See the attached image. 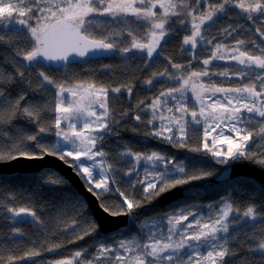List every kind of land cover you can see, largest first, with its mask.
<instances>
[{"label":"snow or ice","instance_id":"1","mask_svg":"<svg viewBox=\"0 0 264 264\" xmlns=\"http://www.w3.org/2000/svg\"><path fill=\"white\" fill-rule=\"evenodd\" d=\"M233 16L237 17L236 24L229 23L219 35L227 38L238 34L243 28L239 21L243 19L256 25L255 35L264 42V0H192L191 3L189 0H0V51L7 53L0 59V105L8 104L6 109L0 107V124L22 114L37 126L35 132L25 133L10 144L9 132L0 129L3 140L0 164L20 158L55 157L83 180L84 190L95 198L104 213L130 217L133 223L138 218L137 210L146 202L152 203L177 188L188 194L164 216L146 219L141 224L142 235L120 239L116 244L101 243L91 259L85 256L86 249L77 250L54 264H228L227 257L236 255L230 242L237 239L234 235L237 226L251 222L255 229L258 223L264 225V209L258 210L251 204L241 211L227 197H221L215 212L210 211L206 217L188 210L185 206L198 193L186 186L213 175L191 158L177 159L158 151H137L131 146H125L110 158L103 149V141L115 133L114 125L121 123L110 99L118 102L121 93L131 98L135 89L133 81L140 77L133 76L127 83L117 85L88 81L70 85L58 82L50 74L59 71L52 69V64L66 66L77 58L85 60L89 56L103 57L117 52L125 60H138L143 66L138 70H147L159 60L168 38L186 30L181 44L183 53L195 57L201 46H210V53L200 60L204 67L199 71L189 70L191 60L185 65L165 56L174 71L166 66L143 79L145 87L162 84L165 79L176 82L163 88L150 103L139 101L137 108L144 105L140 111L151 113L146 119L150 130L144 136L164 140L192 153L210 154L219 164L244 159L264 166V43L252 39L247 42L251 47H246L244 39H234V44L229 46L217 41L216 36L207 35L212 25L223 17ZM173 17L177 20L173 21ZM177 22L180 28L174 29ZM215 61L233 67L213 72L211 65ZM7 65L14 71H9ZM26 74L35 76L34 81H28L29 87L34 84V91L47 93L52 99L28 103L29 98L22 92L12 100L4 85L18 83L17 77L23 82ZM215 75L234 77L240 83L225 86L202 79ZM49 86L55 89L54 93ZM189 92L195 102L191 106L187 103ZM44 110L54 112V117L42 116ZM120 115L129 116V112L121 111ZM132 118L137 124L143 119L140 114ZM189 125L203 129L197 146L189 145L188 140L199 129H190ZM41 134L54 135L56 139L45 141ZM29 144L38 151L31 150ZM252 145H256L255 150ZM121 165L127 168L122 169ZM121 170L128 178L127 186L117 179ZM41 179L55 190L65 183L62 177L50 172ZM108 193L117 197L115 208L103 199ZM70 195L77 202L76 215L87 216V200H81L74 192ZM0 209H6L5 219L12 225L7 238L12 243L25 235L20 225L34 224L39 228L45 223L30 206H9L0 199ZM85 223L87 228L76 239L82 240L103 227L94 217ZM78 227L79 220L73 218L64 231L71 229L75 233ZM258 236L259 243L249 245L250 252L259 253L258 258H240V264H264V227ZM60 247L61 244H53L47 250ZM40 255L35 249L20 257L9 255L4 259L0 255V264H16L18 260Z\"/></svg>","mask_w":264,"mask_h":264},{"label":"trees","instance_id":"2","mask_svg":"<svg viewBox=\"0 0 264 264\" xmlns=\"http://www.w3.org/2000/svg\"><path fill=\"white\" fill-rule=\"evenodd\" d=\"M211 35H215L213 30L210 31ZM168 49L163 51V59H160L153 63L152 67L140 71L143 68L139 65L138 60L132 59H117V56L112 58H99L90 59L87 62H77L69 64L65 67L58 68L59 71H52L50 74L58 80V82H65L68 84H75L81 81L95 82L97 84L104 85H117L120 83H127L133 78V76L140 77L139 80L133 81L135 83L134 93L131 98L126 93H121L118 102L111 101L113 107L116 109L117 118L121 120L119 125H114L115 133L106 136L103 141V149L110 154V158L116 155L125 146H131L137 151H158L165 155L175 157L177 159L191 158L199 163L204 170L211 171L213 175L208 179L194 182L192 185L186 186L193 188L195 193L190 198L189 203L185 206L188 210H192L207 216L209 212L212 213L216 210V205L220 201L221 197L229 198L236 207L243 211L244 208L251 204H255L258 210L264 209V184H259L253 179L240 175L232 179L225 180L218 184L209 183L208 180L215 177L223 167L232 163L245 162L248 165H254L264 170V166L252 162L251 160H230L224 164L216 163L215 159L204 152L192 153L187 149H180L174 147L172 144L167 143L164 140L145 137L144 132L148 129L146 119L151 116V113H144L140 111L144 105H140L137 108L139 101L144 100L145 104L150 103L151 98H154L163 88L173 86L171 80L165 79L164 82L156 83L153 86L145 87L143 85V79L150 76L154 71H162L166 66L171 70V66L168 65L165 56L171 58L173 61L188 64L189 59L185 56V53L180 51V44L172 37L167 41ZM117 54H119L117 52ZM7 55L6 52L0 51V59ZM105 66H109L105 67ZM213 72H220L219 69L211 65ZM9 71H14L10 65H7ZM204 66L198 61H192L189 68L194 71H199ZM53 69V68H52ZM127 69V71H125ZM18 83L6 84L10 93V98L14 100L22 92L29 98L28 103H41L47 102L52 99L47 93H39L34 91L35 85L29 87L28 81L35 80V76L29 77L27 74L23 82H19V77L16 78ZM211 80L216 83H224L225 86H236L240 81H237L234 77L231 79L221 78L219 75L203 78L204 81ZM50 88V86H49ZM51 92H55V89L50 88ZM113 94L110 93V98ZM24 102H22L23 104ZM188 103V101H187ZM7 102H4L0 107L7 108ZM121 111H128L129 116H121ZM140 114L142 116V122H137L132 118L133 115ZM42 116L52 115L47 110L41 112ZM159 123V122H157ZM189 128H198L195 134L191 135L188 140L189 145L197 146L200 143L202 137L201 127L195 125H189ZM0 129L7 130L10 134L9 144L16 138H23L25 133H32L37 130L35 124L28 122L27 118L21 114L17 119H13L10 122L0 124ZM54 131V130H53ZM41 138L45 141H55V136L50 134H41ZM25 144L28 142L25 140ZM3 146V140L0 139V147ZM29 148L33 151H38L33 145L29 144ZM100 145H98L99 147ZM119 146V148H118ZM255 150L256 145H252ZM122 169H126L127 165H121ZM55 172L42 169L35 173L25 174H9L0 175V199L6 201L9 206H30L44 220V225L39 228L34 224H22L20 225L22 231L25 233L23 237H17V243L8 241L10 235L11 224L5 219L8 215L6 209H0V255H3L4 259H7L9 255L17 257L23 256V254L29 249H35L40 251L41 255L38 256L39 263L46 261L50 258V255H54L57 258H69L77 250H87L85 256L89 259L92 258V253L101 243L116 244L120 239H131L134 236L142 235L141 224L151 217H162L165 213L170 212L175 204L182 203L184 198L188 195L182 189V195L180 198L171 202L170 204H160V201L153 200L152 203H145V206L137 210V221L132 222L129 217L127 226L119 229L115 232H111L105 236L100 235L99 232H93L91 235L84 236V239H76V236L82 234L83 230L87 228L85 221L90 219L91 213L87 207V216H77L75 205L76 201L71 197L70 192L76 193L69 183L65 181L64 185L55 190L50 185H46L42 182V177L46 173ZM58 176V175H57ZM117 179L121 181L122 185L127 186V177L123 176L121 170L117 176ZM135 179V177H133ZM69 189V191H64ZM139 196L140 193H137ZM12 196L14 199L8 200V197ZM81 199V197H80ZM103 199L107 200L111 206L115 208V201L117 197L112 193L106 194ZM82 200V199H81ZM212 206L211 209L209 206ZM76 218L79 220V227L76 232L73 233L71 229L67 232L64 231L65 227L70 224L71 220ZM264 225L257 224V227L253 229L251 222L244 224L242 227L237 226V231L234 235L236 240L230 242V245L236 255H230L227 257L228 264H240V258L250 257L251 259H257L259 253H252L249 250V245L255 246L259 243L258 233ZM161 229H158V231ZM252 239V237H254ZM75 242H71V241ZM53 244H61L59 249H56L53 254L47 249ZM21 261V260H18ZM30 264V263H21Z\"/></svg>","mask_w":264,"mask_h":264},{"label":"water","instance_id":"3","mask_svg":"<svg viewBox=\"0 0 264 264\" xmlns=\"http://www.w3.org/2000/svg\"><path fill=\"white\" fill-rule=\"evenodd\" d=\"M112 56L107 55L103 57H92L89 56L85 60L74 59L72 62L68 63H77L87 62L90 59H98ZM66 65V66H67ZM51 68L57 69L62 68L65 66H61L59 64H52L50 65ZM42 169H48L55 172L59 177H62L64 181L68 182L70 187L79 194L82 200H87V207L91 213V216L94 217L103 227L99 231L100 234L105 235L111 232H115L119 229L124 228L127 226L129 217L127 216H118L112 217L104 213L98 206V202L92 197L89 193L84 190V182L79 177L73 174L72 169L68 168L64 163L60 160L56 159L55 157H45L43 160H27V159H17L12 161L11 163L0 164V175H9V174H25V173H35ZM246 176L250 179H253L255 182L259 184H264V170L254 166L248 165L245 162H238L232 163L228 166H225L221 169V171L212 179L208 180L209 183L218 184L228 179H232L236 176ZM227 178V179H225ZM182 195V189L177 188L173 190L171 193H166L165 195L161 196L158 200L160 204L168 205L171 202L177 201ZM54 252H51L53 254ZM37 257H31L27 260L17 261L16 264L21 263H33Z\"/></svg>","mask_w":264,"mask_h":264},{"label":"flooded vegetation","instance_id":"4","mask_svg":"<svg viewBox=\"0 0 264 264\" xmlns=\"http://www.w3.org/2000/svg\"><path fill=\"white\" fill-rule=\"evenodd\" d=\"M192 0H189V3H191ZM215 2V0H214ZM157 11H159L157 9ZM232 12H238V10L236 9H232ZM129 20H132L134 18L132 17H129L128 18ZM173 21L177 20V18L173 17L171 18ZM236 21H237V17L233 16L232 19H229L228 17H223L220 22L212 25L209 30H208V37L211 38L213 36H216L217 37V41L219 42H224V43H227L229 46H232L234 44V39H244L246 41V47H251L250 43H247L248 41L252 40V39H255L258 43H264L262 41H260V38L258 36L255 35V27L256 25H253L251 24L250 22L246 21V20H243L241 19L239 22L240 24L243 25V28L242 29H239L238 30V34L234 33V36L233 37H227L225 38L224 36H221L219 35V33L221 32V30L226 27L229 23L235 25L236 24ZM259 24V21H257V25ZM173 28L174 29H179L180 28V25L179 23H175L173 25ZM213 30L215 32V35H211L210 31ZM186 34V30L184 31H177L175 32L170 38L174 37L177 42H179L180 44V51H181V44H182V40H183V35ZM170 38H168V40H170ZM167 40V41H168ZM168 47V44L167 42L165 44H163V51H167V48ZM204 49H206L199 57H195V61L199 60V59H204V58H207V56L209 55L210 53V46H202ZM163 51L161 52V55H160V59H163ZM118 55V58L117 59H125L123 57L120 56V54H114L112 56H109L107 58H112L114 56H117ZM139 55V54H137ZM189 60H191V62L194 60V57L192 56H188V55H185ZM106 58V57H105ZM106 58V59H107ZM101 59V58H100ZM213 66L217 67L219 69V71H223L225 68H231L233 67V65H230V64H225L223 61H215L213 63ZM212 67V66H211ZM110 68V67H108ZM223 78V77H221ZM188 97L190 99L191 97V93L189 92L188 93ZM197 126V125H195ZM197 127H200V126H197ZM51 257L50 258H47L46 261H43V264H54V261L56 260H59V259H62V258H57L56 256L54 255H50ZM39 260L38 257L36 260L33 261V263L31 262L30 264H41L39 263Z\"/></svg>","mask_w":264,"mask_h":264},{"label":"rangeland","instance_id":"5","mask_svg":"<svg viewBox=\"0 0 264 264\" xmlns=\"http://www.w3.org/2000/svg\"><path fill=\"white\" fill-rule=\"evenodd\" d=\"M201 48L203 49V50H201ZM201 48H198V50H197V53H196V56L195 57H199L206 49H204L202 46H201ZM186 55V54H185ZM195 57H194V60L193 61H195ZM105 58V57H104ZM99 59V58H98ZM200 60L201 59H199V60H197V61H195V62H200ZM189 70H191V68H189ZM203 79V78H202ZM206 82V81H205ZM172 83H173V86L176 84V82L175 81H172ZM187 96H189L188 95V93L186 94ZM194 101L193 100H191V99H188V104L191 106V105H194ZM188 119L190 120L191 118L190 117H188ZM202 129V128H201ZM202 131H203V129H202ZM213 135H215V133H213ZM56 139V138H55ZM211 141H209V143H210ZM41 264H43V262L41 263Z\"/></svg>","mask_w":264,"mask_h":264},{"label":"clouds","instance_id":"6","mask_svg":"<svg viewBox=\"0 0 264 264\" xmlns=\"http://www.w3.org/2000/svg\"><path fill=\"white\" fill-rule=\"evenodd\" d=\"M100 235H102V234H100ZM105 235H107V234H105ZM105 235H102V236H105Z\"/></svg>","mask_w":264,"mask_h":264}]
</instances>
